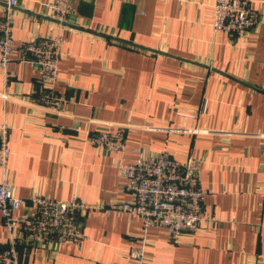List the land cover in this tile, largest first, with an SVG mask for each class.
<instances>
[{"label":"crops","instance_id":"crops-1","mask_svg":"<svg viewBox=\"0 0 264 264\" xmlns=\"http://www.w3.org/2000/svg\"><path fill=\"white\" fill-rule=\"evenodd\" d=\"M50 1L17 0L13 11V49L0 70V122L10 126L0 181L24 200H129L116 154L87 140L119 126L128 158L138 147L196 159L215 221L171 242L137 216L92 210L79 245L31 247L24 264H127L142 235L144 264H264V0H249L259 23L243 35L212 30L214 0H72L65 23ZM46 34L65 38L56 110L42 106L45 88L21 50ZM7 234L0 214V247Z\"/></svg>","mask_w":264,"mask_h":264},{"label":"built area","instance_id":"built-area-1","mask_svg":"<svg viewBox=\"0 0 264 264\" xmlns=\"http://www.w3.org/2000/svg\"><path fill=\"white\" fill-rule=\"evenodd\" d=\"M49 9L59 22L65 23L74 13L72 0H51ZM17 0H4L3 17L0 18V70L6 72L13 49L11 20ZM259 23L258 13L249 0H214L211 28L243 35ZM65 38L46 34L21 45L23 59L33 68L45 92L41 104L56 110L65 97L55 89L58 78V62ZM10 126L0 122V168L5 169L9 154ZM96 150L114 152L112 165L123 180L130 194L129 200L112 205L89 203L78 198L59 200L32 194L28 200L14 194L13 185L0 181V214L7 230L6 246L0 247V264H24L29 248L54 252L59 244L73 242L77 245L86 238L84 221L92 210L125 212L141 219L142 228L160 227L168 240L176 242L182 232L195 234L209 228L215 221L212 212L203 205L204 196L211 190L203 186L197 177L196 159L187 157L180 161L168 151L147 152L133 147L128 158L125 149L123 127L97 128L87 136ZM23 208V210H21ZM145 233V232H144ZM145 235L128 250L127 264H144Z\"/></svg>","mask_w":264,"mask_h":264}]
</instances>
